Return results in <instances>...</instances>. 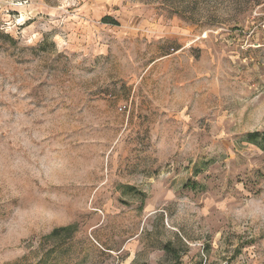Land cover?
Masks as SVG:
<instances>
[{
	"label": "rangeland",
	"instance_id": "1",
	"mask_svg": "<svg viewBox=\"0 0 264 264\" xmlns=\"http://www.w3.org/2000/svg\"><path fill=\"white\" fill-rule=\"evenodd\" d=\"M263 20L0 0V264H264Z\"/></svg>",
	"mask_w": 264,
	"mask_h": 264
},
{
	"label": "trees",
	"instance_id": "2",
	"mask_svg": "<svg viewBox=\"0 0 264 264\" xmlns=\"http://www.w3.org/2000/svg\"><path fill=\"white\" fill-rule=\"evenodd\" d=\"M261 136L260 133H253L249 135V141L253 144H258L259 141V137ZM263 139H264V134L262 135ZM75 231V226L74 225H70L64 228H60V229H55L49 236L50 238L53 237H62L64 234L65 235H71L73 232Z\"/></svg>",
	"mask_w": 264,
	"mask_h": 264
},
{
	"label": "built area",
	"instance_id": "3",
	"mask_svg": "<svg viewBox=\"0 0 264 264\" xmlns=\"http://www.w3.org/2000/svg\"><path fill=\"white\" fill-rule=\"evenodd\" d=\"M261 29H262L263 32H264V20H263V22L261 23Z\"/></svg>",
	"mask_w": 264,
	"mask_h": 264
}]
</instances>
